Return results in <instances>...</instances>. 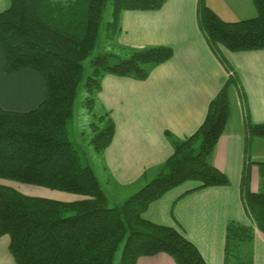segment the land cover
Segmentation results:
<instances>
[{
	"label": "trees",
	"instance_id": "1",
	"mask_svg": "<svg viewBox=\"0 0 264 264\" xmlns=\"http://www.w3.org/2000/svg\"><path fill=\"white\" fill-rule=\"evenodd\" d=\"M110 0H11L0 12V45L4 70L15 75L38 73L46 97L29 112L0 107V238L10 237L16 264H137L141 257L166 253L176 264H207L197 247L172 227L144 218L150 204L182 184L194 181L198 189L228 186L226 174L211 163L231 113L233 76L210 102L199 129L180 140L167 133L173 154L156 176L119 206H110L93 168L84 162L70 138L84 62L98 47L104 14ZM167 0H113L107 29L115 36L126 11L160 10ZM257 17L229 23L198 1L200 25L212 48L231 52L264 49V0H253ZM170 47L134 50L113 62L114 54L98 53L86 81V104L92 111L106 75L146 80L150 69L170 60ZM97 116V115H96ZM91 143L104 152L112 143L116 125L109 114L97 116ZM264 139V123L251 124L249 139ZM262 188L244 190L253 226L230 222L227 227L226 264H253L250 250L255 228L264 234V164ZM18 186H35L78 199L71 202L22 193ZM249 248V249H248Z\"/></svg>",
	"mask_w": 264,
	"mask_h": 264
},
{
	"label": "crops",
	"instance_id": "2",
	"mask_svg": "<svg viewBox=\"0 0 264 264\" xmlns=\"http://www.w3.org/2000/svg\"><path fill=\"white\" fill-rule=\"evenodd\" d=\"M198 1L167 0L160 10L126 11L119 33L114 38L106 33L119 50L114 55L117 61L128 58L131 51L151 47H170L174 53L170 60L153 66L144 81L114 75L103 78L96 102L99 114H109L113 119L116 133L102 153L101 162L107 185L115 189L132 192L149 182L173 154L166 134L180 140L192 136L206 118L210 102L235 72L230 88V117L211 156L212 165L228 176L230 184L196 190L198 183L186 182L152 202L143 213L149 221L184 235L207 264H226L229 223L254 224L246 208L244 190L259 192L262 188L259 166L264 164V139H249V128L251 124L264 123V49L231 52L223 46L212 48L200 25ZM206 2L229 23L258 15L253 0ZM11 3L0 0V12L8 10ZM105 48V53L110 52ZM4 63L0 45V107L12 112L38 108L46 97L42 77L32 70L7 74ZM13 185L29 196L66 202L78 199L41 187ZM9 246L10 237H1L0 264H16ZM250 250L253 264H264V234L256 228ZM137 264L176 262L160 253L141 257Z\"/></svg>",
	"mask_w": 264,
	"mask_h": 264
},
{
	"label": "rangeland",
	"instance_id": "3",
	"mask_svg": "<svg viewBox=\"0 0 264 264\" xmlns=\"http://www.w3.org/2000/svg\"><path fill=\"white\" fill-rule=\"evenodd\" d=\"M112 1L113 0L109 1L107 9L104 14V20L102 26L103 28H102V33L98 47L95 50L93 56L84 62V68H85L84 79L78 88L77 98L74 104L73 117L71 118V121L69 123V133L71 140L74 142L78 150L81 152V156L84 162L89 164L95 171L96 175L98 176L100 182L103 185L104 191L108 196L109 204L110 206L113 207L122 204L129 197L137 193L146 184V182L142 183V186H138L136 189L133 188L134 191L132 192L119 190L111 186H108L106 182V174L104 172L103 165L101 162V155L103 152L102 153L98 152L94 148V145L91 143L92 137L95 133L91 127V124L97 123L98 121L96 120V118L97 116L101 115L99 114L100 109L98 107L97 102L94 103L92 111L88 109V105L86 104L88 98V92L86 90V81L92 73L91 61L95 56L98 55V53H102L106 51L105 47H107V49L110 50V52H107L109 54L116 55L119 52V50H117L114 47L113 43H111L106 36V33H108L110 38L111 37L114 38L113 32H110L107 29V24L110 21H112V12H113ZM116 61H117L116 59H113L112 63ZM189 182L197 183L194 181H189ZM120 258H121V250L119 251L116 257L115 264H119Z\"/></svg>",
	"mask_w": 264,
	"mask_h": 264
}]
</instances>
